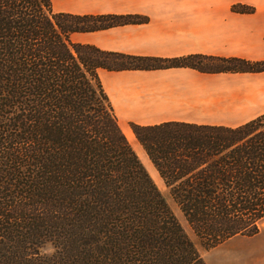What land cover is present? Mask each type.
Instances as JSON below:
<instances>
[{"label":"trees","instance_id":"16d2710c","mask_svg":"<svg viewBox=\"0 0 264 264\" xmlns=\"http://www.w3.org/2000/svg\"><path fill=\"white\" fill-rule=\"evenodd\" d=\"M127 18L0 0V264H206L171 203L206 250L259 232L264 113L236 126L130 123L162 191L98 71L262 72L264 61L137 56L71 39Z\"/></svg>","mask_w":264,"mask_h":264},{"label":"crops","instance_id":"0c3cea01","mask_svg":"<svg viewBox=\"0 0 264 264\" xmlns=\"http://www.w3.org/2000/svg\"><path fill=\"white\" fill-rule=\"evenodd\" d=\"M51 1L54 11L71 14L146 17L138 23L74 33L71 37L74 42L101 50L137 56L200 53L264 60V0ZM237 2L253 4L255 13H233L231 6ZM226 74L190 68L98 71L121 129L130 128V123L165 121L236 126L264 113V71L244 78H226ZM235 238L256 239L262 245L264 226L255 235H238L223 243ZM230 256L221 259L215 255L207 259V264H264L255 249L243 256Z\"/></svg>","mask_w":264,"mask_h":264},{"label":"rangeland","instance_id":"374dc122","mask_svg":"<svg viewBox=\"0 0 264 264\" xmlns=\"http://www.w3.org/2000/svg\"><path fill=\"white\" fill-rule=\"evenodd\" d=\"M51 3H52V1H51ZM52 10H53V12H61V11H54L53 7H52ZM231 11L233 13H238V14H253L256 11V7L251 3L237 2V3L232 4ZM116 15L130 16V18L126 19V20H129L128 23H125V24L138 23L140 21H143L144 18H146L144 15H141V14H116ZM123 20L121 19V21H123ZM120 25H123V24H120ZM153 57H155V56H153ZM230 57H235V56H230ZM243 59H245V58H243ZM246 60H248V59H246ZM249 61H253V60H249ZM257 61H264V60H257ZM152 70H155V69H152ZM116 71H118V70H116ZM201 73H203V72H201ZM222 73H225V72H222ZM226 73L227 74L224 75L226 78H244V76H248L247 74H249V73H257V72H235V73L226 72ZM242 73H246V74H242ZM209 74H211V73H209ZM216 83L219 84V82H216ZM216 83H214V84H216ZM223 84H225V83L223 82ZM121 130L124 133V135H126V138L130 142L132 148L134 149L135 153L137 154L138 158L140 159L141 163L145 167V169H146L147 173L149 174V176L151 177V179L155 182V184L159 187L160 190L164 191V185H163L162 180L159 177L158 172L156 171V169L152 165L151 161L148 159L146 153L144 152V150L142 149L140 144L135 139L133 133L131 132V129L123 127V129H121ZM171 206L173 207L176 216L178 217V219L182 223L185 231L194 239V241L197 245V248L199 250V253H200L202 259L204 260V262L206 264H207V259L208 258H211V259L215 258V255H217L221 259H222V257H226V258L230 257L231 258L232 256H230V255L243 256L246 252H248V250L252 251L253 249H255L258 252L261 259L264 258V244L260 245L256 239L235 238V239H231V240L227 241L226 243L220 244L216 248H211V249L206 250L205 248H203L198 243V240L194 237V235L192 234V231L189 229L187 224L184 222V219L182 217L181 212L172 203H171ZM262 226H264V220H263V223L261 224V227ZM41 251L43 253H51L53 251L52 245L47 243L45 246H43ZM223 261H224V259H223Z\"/></svg>","mask_w":264,"mask_h":264}]
</instances>
